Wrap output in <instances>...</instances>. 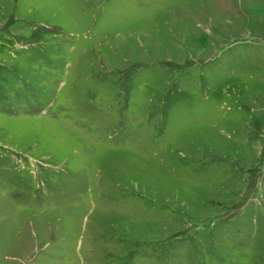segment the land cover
I'll list each match as a JSON object with an SVG mask.
<instances>
[{
  "label": "rangeland",
  "instance_id": "1",
  "mask_svg": "<svg viewBox=\"0 0 264 264\" xmlns=\"http://www.w3.org/2000/svg\"><path fill=\"white\" fill-rule=\"evenodd\" d=\"M0 264H264V0H0Z\"/></svg>",
  "mask_w": 264,
  "mask_h": 264
}]
</instances>
